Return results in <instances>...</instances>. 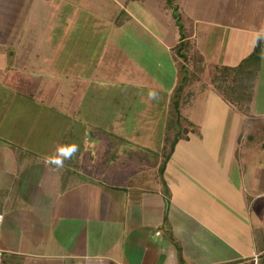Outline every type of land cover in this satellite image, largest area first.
Segmentation results:
<instances>
[{"label":"crops","instance_id":"crops-1","mask_svg":"<svg viewBox=\"0 0 264 264\" xmlns=\"http://www.w3.org/2000/svg\"><path fill=\"white\" fill-rule=\"evenodd\" d=\"M54 3L58 5L56 0H0V264H264L263 144L256 164L239 163L235 150L232 165L190 171L180 165L178 171H170L166 165L160 184L154 186L139 177L157 172V165L146 160L151 156L148 151L116 152L120 159L106 163L104 150L98 146L106 137L98 128L107 126L90 119L77 123L60 113L58 119H51L56 108L47 94L59 90H46L42 81L78 74L63 44L57 43L49 28L41 32L38 27V12L45 11L53 19ZM74 3L77 8L82 5ZM176 3L190 52L202 57L203 76L213 79L219 69L236 67L260 38L263 54L264 0ZM158 4L164 15L172 16L164 10V0ZM132 14L121 20L116 17L120 23L110 20V25L122 30ZM170 20L177 34H164L172 41L164 43L167 65L158 71L160 81L151 73L154 79L145 83L146 90H126L109 82L116 80V62H128L130 82L142 87L135 79L143 71L120 48L119 59L116 53L108 56L106 50L100 55L88 72V79L102 83L95 85L96 92L100 91L94 95H100L103 103L98 110L118 115L123 110L133 112L131 104L139 111L152 95H156L151 101L155 106L159 98L169 102L185 76L180 71L181 58L173 50L180 41L179 31L174 19ZM27 21L35 32L24 35ZM39 33L49 46L45 58L40 44L36 45ZM30 43L34 45L29 47ZM58 63L63 64L58 67ZM192 81V86L200 83ZM211 83L207 89H213ZM197 89V94L207 90ZM260 107L264 109V103ZM136 115L130 119L136 121ZM49 130L54 131L51 138ZM116 136L137 141L133 139L137 135L130 138L116 132ZM73 144L77 151L63 167L50 163L59 147ZM217 181H221L220 188Z\"/></svg>","mask_w":264,"mask_h":264},{"label":"rangeland","instance_id":"rangeland-1","mask_svg":"<svg viewBox=\"0 0 264 264\" xmlns=\"http://www.w3.org/2000/svg\"><path fill=\"white\" fill-rule=\"evenodd\" d=\"M56 1L58 5L56 6L55 3L53 5L55 7L52 10L53 19L52 16L45 15V11L38 12L40 18L37 19L40 22L38 27L41 32L45 28L46 31L49 28L51 34L53 33L52 35L56 36L57 43L63 44L64 49L71 55L74 70L78 74L68 79H50V77H46L42 81V87L46 90L55 87L59 90L53 95L52 92L47 94L48 98L52 99L50 104L56 108V114L51 115V119H58L57 114L60 113L68 115L77 123L80 121L87 123L88 119L105 126L111 123L117 133L126 134L130 138L137 135L133 138L137 141L116 147L118 152L121 150L134 153L148 151L151 156L146 160L154 166L158 165L161 157L158 151L162 144L163 127L160 118L161 116L163 118L166 113L168 102L166 100L162 102L159 98V100L156 99L159 104L155 106L151 101L156 98V95H152V99L144 104V108H139V111L133 105L128 104V107L131 106L134 109L133 112L129 110V117L125 114V110L118 115H112L108 111L101 112L97 107L100 103L99 99H102L100 95L94 94L100 91L96 92L95 85L102 86V83L97 79L96 81L92 78L88 79V72L93 69L94 63L105 52L111 57L116 53V59H119L117 50L120 48L126 54L128 60H131V64L143 71V73L140 72L143 75L141 74L140 78L135 79V81L140 82L142 87H134L133 82H130L128 62H116V80L110 79L109 82L121 84L126 90H146L145 83L154 79L151 78V73L156 74V78L160 81L158 71H161L160 68L167 65L164 43L165 40L166 44L172 42L171 37H164V34L171 36V33H176L170 20L172 16L167 17L163 14L158 4L160 0H141L140 2L133 0ZM74 2H78L77 4L82 3L81 7L77 8ZM175 3L176 0L173 4ZM40 9H46V7L40 6ZM121 10H123V14H120ZM130 13H133L132 17L123 22L122 30H117L115 25H110V20L118 24L120 22L117 21L116 23V17L120 20L121 18L125 19L126 14ZM170 13L172 14L171 11ZM43 15L48 17V20L42 21ZM28 24L29 21L25 24L24 35L35 32V30L31 32ZM42 36H44L42 33L37 36L38 42L36 45L39 46L40 44L41 57L45 58L48 55L49 46L42 39ZM33 45L34 43H30L29 47ZM103 46L105 47L103 48ZM188 55L186 70L188 74L193 73V76L187 78L188 81L185 82L183 94H185L184 99H187V102L181 105L180 111L181 116L185 119L182 126L187 131L189 130L188 135L190 138L188 141L181 140L177 143L168 162L169 165L167 164L170 171H178L177 165L183 166L185 170L188 168L194 170L202 166L232 165L235 150L240 154L239 163L256 164L258 152L262 151L260 145L263 144L264 148V117L262 118L264 109L260 107L264 103V52L261 54L260 50L258 59H244L239 63L241 69L238 73H228L229 76L226 78L228 82L226 83L228 86L232 85L231 87L236 91L230 94L228 98L219 93L212 83L213 89H207L210 82H213L212 77L203 76L202 62L200 63L195 52L191 51ZM26 57L32 61L28 54ZM41 63L44 64V62ZM62 64L58 63V67ZM193 78L199 80L200 83L192 86ZM51 81L56 82L51 83ZM79 87L81 91H78ZM195 88H198L197 90L200 92L207 90L197 94ZM224 103H229V108ZM135 114H137V119L133 121L130 118L134 117ZM240 118L243 120H240ZM190 119H193L196 124H193ZM84 126L86 127V125ZM89 127L91 129V126ZM53 134L54 131L49 130L48 136L50 138ZM240 134L241 137L237 141L236 137ZM247 135H250V137L247 138ZM258 140L259 144L254 146ZM251 145L253 147L249 149L248 146ZM98 148L97 146L96 149ZM248 156L251 157L248 158ZM138 160L141 161L142 159ZM125 161H127L126 158ZM190 169L188 170L190 171ZM139 177L147 178V182L151 185L160 184L156 170L150 174L139 175ZM166 187H164V191L167 190ZM217 187H221V181H217ZM138 197L136 195V199H139ZM170 197L171 194L167 191L166 199L170 200Z\"/></svg>","mask_w":264,"mask_h":264},{"label":"trees","instance_id":"trees-1","mask_svg":"<svg viewBox=\"0 0 264 264\" xmlns=\"http://www.w3.org/2000/svg\"><path fill=\"white\" fill-rule=\"evenodd\" d=\"M174 0H164V10L168 11L170 10L172 12V17L175 21V24L179 31V43L174 47V52L176 53L177 57L181 58L182 63H180V71L185 73V76L180 83L174 87L172 93L169 97L168 106L166 109V113L164 114L163 118V130H162V144L159 148V155L160 162L157 165V174L161 177L166 165L168 164L174 149L177 145V143L180 140H186L189 137V130L187 131L183 126L182 122L185 120L181 116L180 107L181 105L185 104L187 102V99H184L185 94L184 93V86L185 82L188 81L187 78H190L193 76V73L188 74L186 70V62L188 61V53L190 52V43L186 41L185 35L183 32V27L180 23V15L177 13V9L173 4ZM121 14V13H120ZM119 22V20H118ZM263 39H259L258 43L255 45L253 51L251 54L246 58H257L259 57V53L261 50V42ZM199 57L200 62L202 61V57L197 54ZM258 59V58H257ZM256 59V60H257ZM241 69V64L237 65L233 68H227L224 67L222 69H219L218 74L213 78L214 85L219 93L222 95H225L226 98L233 92H236L235 89H233L231 86H228L226 82L229 74L228 73H238ZM223 81V82H222ZM188 83V82H187ZM240 94V93H239ZM126 111V110H125ZM125 114H129L128 111ZM190 123V122H189ZM100 133L105 134L106 140L104 142H99L98 146L104 150V161L106 163L112 161H118L120 158L116 157V147L118 148L119 145L129 143L128 141H125L123 137H117L116 132L113 131V127L107 126V128H98ZM78 144V143H77ZM121 148V147H120ZM122 155L124 153H128L127 151L121 150L120 151Z\"/></svg>","mask_w":264,"mask_h":264},{"label":"clouds","instance_id":"clouds-1","mask_svg":"<svg viewBox=\"0 0 264 264\" xmlns=\"http://www.w3.org/2000/svg\"><path fill=\"white\" fill-rule=\"evenodd\" d=\"M77 145H64L58 148L56 158L50 161L57 168H61L64 165V161L71 159L73 154L77 151Z\"/></svg>","mask_w":264,"mask_h":264},{"label":"built area","instance_id":"built-area-1","mask_svg":"<svg viewBox=\"0 0 264 264\" xmlns=\"http://www.w3.org/2000/svg\"><path fill=\"white\" fill-rule=\"evenodd\" d=\"M0 221H1V216H0Z\"/></svg>","mask_w":264,"mask_h":264}]
</instances>
